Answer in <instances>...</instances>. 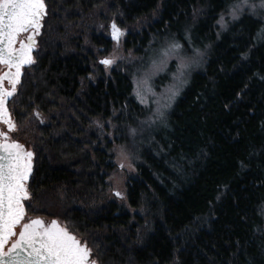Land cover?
I'll return each mask as SVG.
<instances>
[{"label": "trees", "instance_id": "1", "mask_svg": "<svg viewBox=\"0 0 264 264\" xmlns=\"http://www.w3.org/2000/svg\"><path fill=\"white\" fill-rule=\"evenodd\" d=\"M45 2L35 63L9 103L13 138L34 152L28 217L60 221L102 264H264V16L220 29L235 0ZM113 22L128 57L105 68ZM169 35L207 57L152 129L134 72ZM116 148L131 166L122 201Z\"/></svg>", "mask_w": 264, "mask_h": 264}, {"label": "snow or ice", "instance_id": "2", "mask_svg": "<svg viewBox=\"0 0 264 264\" xmlns=\"http://www.w3.org/2000/svg\"><path fill=\"white\" fill-rule=\"evenodd\" d=\"M250 12L264 16V0H235L228 9L233 20ZM47 15L45 0H0V264H102L98 253H94L89 244L78 238L58 220L50 222L35 217H28L26 201H31L29 178L33 173L34 152L13 138V133L20 129L9 108L15 102L18 88L22 84L23 69L35 63L33 51L36 48V36L41 34L42 22ZM222 29L227 27L224 14L218 20ZM125 33L113 22L111 39L119 47ZM257 39L264 40V30L257 34ZM182 46L171 42L162 53L164 56H181ZM201 55L194 50L193 56L181 59L175 79L184 83L185 70ZM105 68L112 66L115 59L108 57L99 61ZM264 78V77H262ZM136 95L142 104L147 101L143 94L147 79L135 81ZM151 92V88L146 89ZM179 88L168 90L167 99L154 113L155 119H163L162 109L170 107L178 95ZM155 95V93H152ZM227 107V105H226ZM40 122L39 112H34ZM135 135L136 130L130 129ZM123 167V164L120 165ZM115 196L123 199L117 191ZM219 199V197H217ZM30 207V204H29Z\"/></svg>", "mask_w": 264, "mask_h": 264}, {"label": "rangeland", "instance_id": "3", "mask_svg": "<svg viewBox=\"0 0 264 264\" xmlns=\"http://www.w3.org/2000/svg\"><path fill=\"white\" fill-rule=\"evenodd\" d=\"M225 16V22L229 21L231 18L230 15H228V11L224 13ZM154 15L147 16L144 19H141L137 21L136 25H146L149 19H153ZM220 27V25H218ZM221 29V27H220ZM106 30L104 33L109 34L111 36V30ZM125 35L121 37V42L119 47H117V44L115 41H113L114 46L111 48L110 54L107 57H111L115 59V62L118 60H122L123 58L126 59V52L124 51V48H122L124 44V40L128 36V34L124 31ZM37 39V36H36ZM170 35L164 36V38L160 41V43H156L152 45L145 53L142 54V58L140 59V67L138 70L134 72V78H133V90L136 95V83L135 81L144 80L147 79L148 83L144 86V96L147 101L146 104H142L139 100V102L147 109L146 115L144 118L140 121L141 124L146 127H151L152 129L158 128L161 126L164 122V119L167 115V112L169 111L173 101L171 102L170 107L166 109H162L164 112L163 119H156L155 123H152L150 118L155 119L154 113L156 112L157 108L160 107L156 103V101H160V104H163V102L167 99L168 90L172 88L174 85L179 88L178 95L180 92L184 89V87L187 85L189 78L191 74L201 68L202 63L205 61L207 57L206 49L202 46H190V50L188 52H185L182 48V55L181 56H164L162 55L163 51L168 48L171 42ZM181 45V44H180ZM182 46V45H181ZM35 50V49H34ZM194 50H197L201 55L197 56L195 58V62L191 63V66L185 70L184 74V83H180L179 80L175 79V75H177L178 65L181 61V59L187 60L189 57L193 56ZM204 50V51H203ZM34 52V51H33ZM205 54L203 55V53ZM151 88V92H148L146 89ZM152 93H155L153 95ZM177 95V96H178ZM175 99V98H174ZM3 126H0L2 128ZM15 139V138H14ZM17 140V139H16ZM20 142V141H19ZM23 143V142H21ZM24 144V143H23ZM25 145V144H24ZM26 146V145H25ZM26 148L29 150L30 147L27 145ZM32 151V150H31ZM126 151H123L119 148H116L115 150V156H116V164H117V170L115 174H113L110 179L109 183L111 185V188L114 192H121L123 199L120 198V200H124L126 185L125 180L128 171H130L131 166L129 165L130 160L128 157H126ZM123 164V167L120 165ZM43 219V218H42ZM46 220V219H44ZM47 222H50L51 220H46ZM59 223L61 226H64L60 221Z\"/></svg>", "mask_w": 264, "mask_h": 264}, {"label": "water", "instance_id": "4", "mask_svg": "<svg viewBox=\"0 0 264 264\" xmlns=\"http://www.w3.org/2000/svg\"><path fill=\"white\" fill-rule=\"evenodd\" d=\"M2 70H5V69H3L2 67H0V71H2ZM21 143V142H20ZM23 144V143H22Z\"/></svg>", "mask_w": 264, "mask_h": 264}]
</instances>
